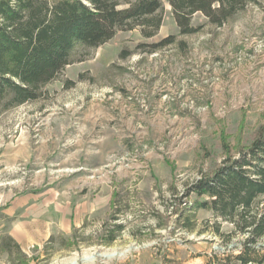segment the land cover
<instances>
[{
	"label": "rangeland",
	"instance_id": "1",
	"mask_svg": "<svg viewBox=\"0 0 264 264\" xmlns=\"http://www.w3.org/2000/svg\"><path fill=\"white\" fill-rule=\"evenodd\" d=\"M193 24L179 37L166 5L154 38L119 31L38 101L0 106V264H234L245 236L186 196L264 124V0Z\"/></svg>",
	"mask_w": 264,
	"mask_h": 264
},
{
	"label": "trees",
	"instance_id": "2",
	"mask_svg": "<svg viewBox=\"0 0 264 264\" xmlns=\"http://www.w3.org/2000/svg\"><path fill=\"white\" fill-rule=\"evenodd\" d=\"M250 4L259 5V0H0V106L8 110L38 101L68 66L83 62L119 31L139 30L144 38H154L166 5L180 37L202 31L203 26L193 24L197 14L220 28ZM175 44L177 38L170 36L152 44L151 52ZM224 148L221 165L191 184L186 197L193 194L196 200L186 211H211L245 236L234 264H264V124L236 155ZM185 221L192 228L189 217ZM115 228L107 245L123 226ZM11 245L20 249L11 237L3 238L1 251ZM211 261L208 264H223L216 254Z\"/></svg>",
	"mask_w": 264,
	"mask_h": 264
},
{
	"label": "bare ground",
	"instance_id": "3",
	"mask_svg": "<svg viewBox=\"0 0 264 264\" xmlns=\"http://www.w3.org/2000/svg\"><path fill=\"white\" fill-rule=\"evenodd\" d=\"M115 256H116L115 253H111V254H108L106 257L108 259H111V258H113ZM98 257H100V256L95 255V256H92L90 258L83 259V261L86 262V263H93ZM73 264H77V262H74Z\"/></svg>",
	"mask_w": 264,
	"mask_h": 264
},
{
	"label": "built area",
	"instance_id": "4",
	"mask_svg": "<svg viewBox=\"0 0 264 264\" xmlns=\"http://www.w3.org/2000/svg\"><path fill=\"white\" fill-rule=\"evenodd\" d=\"M240 249H241V247H240Z\"/></svg>",
	"mask_w": 264,
	"mask_h": 264
}]
</instances>
